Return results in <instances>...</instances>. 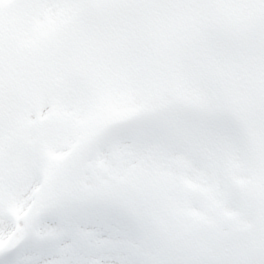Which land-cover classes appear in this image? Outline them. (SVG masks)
<instances>
[{"label": "snow or ice", "instance_id": "1", "mask_svg": "<svg viewBox=\"0 0 264 264\" xmlns=\"http://www.w3.org/2000/svg\"><path fill=\"white\" fill-rule=\"evenodd\" d=\"M0 264H264V0H0Z\"/></svg>", "mask_w": 264, "mask_h": 264}]
</instances>
